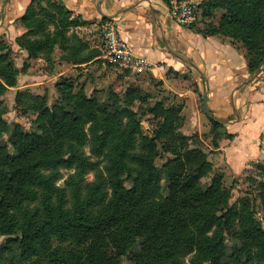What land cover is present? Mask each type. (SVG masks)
Listing matches in <instances>:
<instances>
[{
    "label": "trees",
    "instance_id": "trees-1",
    "mask_svg": "<svg viewBox=\"0 0 264 264\" xmlns=\"http://www.w3.org/2000/svg\"><path fill=\"white\" fill-rule=\"evenodd\" d=\"M198 7L224 14L205 32L185 27L232 38L255 74L264 64V0H201ZM18 22L24 32L15 43L28 58L51 62L57 48L59 62L98 60L96 47L75 32L85 22L62 1L31 0ZM11 56L0 38V264H264L255 212L258 200L264 214V165L251 180L253 199L231 203L222 174L191 145L198 135L179 134L182 103L148 106L158 120L148 136L134 110L135 101H147L141 89L110 91L100 101L65 78L51 106L45 96L16 92L15 105L36 117L30 132H10L9 151L1 97L19 74ZM210 122L207 136L216 142L224 134ZM160 152L172 158L156 166Z\"/></svg>",
    "mask_w": 264,
    "mask_h": 264
},
{
    "label": "crops",
    "instance_id": "crops-1",
    "mask_svg": "<svg viewBox=\"0 0 264 264\" xmlns=\"http://www.w3.org/2000/svg\"><path fill=\"white\" fill-rule=\"evenodd\" d=\"M30 1L0 0V37L10 44L24 32L18 19ZM63 2L73 17L85 22L75 32L81 37L79 31H85L84 40L90 47H94L89 41L94 38H89L92 29L101 30L102 22L113 18L134 54L164 66L156 75L163 89L182 101L186 136L209 132L213 119L202 109L206 92L207 108L224 134L210 145L204 142L213 168L224 175L241 176L253 165L264 163L259 153V137L264 132V64L250 75L239 47L218 36L202 37L176 23L163 0Z\"/></svg>",
    "mask_w": 264,
    "mask_h": 264
},
{
    "label": "rangeland",
    "instance_id": "rangeland-1",
    "mask_svg": "<svg viewBox=\"0 0 264 264\" xmlns=\"http://www.w3.org/2000/svg\"><path fill=\"white\" fill-rule=\"evenodd\" d=\"M54 1L63 2V0ZM191 1H193L195 4L194 21L191 23L194 25V28L198 31L205 32L209 27H217L220 18L224 14V11L215 10L208 14H204L203 11H201L198 7L201 0ZM79 33L81 37L85 39L86 32L82 30L79 31ZM89 36V38L94 37L89 39V41H93L91 45L96 47L95 49L99 51V56L97 57L98 60L93 64L87 63L79 66L59 62L58 57L60 55V51L57 48H55L52 54L51 62H45L42 59L28 58V51H22L21 49H19L15 41L14 43L10 44L8 43V41H6L5 38L0 37L11 47L12 61L14 63V66L19 71L16 85L14 87L9 88L6 93L1 97L3 106L5 108V113L2 116V120L9 127V132L4 135V140L7 143V148L9 151L12 150L9 141L10 132L16 128H19L21 133L23 134L30 132L33 129V123L36 117L34 113L24 110L23 108L17 107L15 105V96L17 91L28 92L33 95L45 96L48 105L51 106L58 98L56 83H59V81L64 78L67 80L69 79V82L74 85L75 91L82 88L87 96H94L100 101H103L110 91H114L115 93H118L122 96L125 91L129 88L141 89L143 93L147 95V101L144 103L135 101L134 110H138V115L141 121L142 133L148 136L155 134L157 130L158 120L154 118L150 113H148L147 107L153 105L155 102L158 101L164 103L165 105H176L182 102L181 100H177L175 97H173L171 93H168L166 90L163 89V83L159 81L160 79L157 77L158 75L145 71L136 72L129 69L125 70L103 60L102 33L100 28H93ZM214 36H218L221 39H227L231 41V43L233 42L232 38L229 37L221 35ZM233 45L239 47V45L237 44L233 43ZM23 65H25L26 67L25 70L22 69ZM184 114H186V111L181 114L185 122V118L183 116ZM182 128L183 126L179 129V134L181 136H186L183 134ZM192 134L187 136H191ZM196 134L198 135V139H196V144L194 143L191 145L193 147L201 149L206 154L204 148H206V144L210 145V142L212 144V141L210 140V137L207 136V134ZM204 142L206 144H204ZM171 158L172 153L160 152L158 158H156L155 160V165L161 166L163 163H165L168 159ZM207 161H209L208 158ZM258 165H264V163L262 162L253 165L251 168L245 170L241 176H233L230 174L224 175L221 171L216 168H213L212 166V169L215 173L222 174L224 187L232 189L230 190L231 203L240 198H248L251 200L253 199L252 187L254 183L251 180L256 179L258 181L260 179L259 169L257 167ZM68 174L69 172H66L64 174V179L67 177ZM210 177L211 176L209 175L208 177L203 178L202 182L208 183L210 181ZM92 178V173L87 175L88 181H90ZM64 179H62L59 184H62ZM255 212L256 219L260 222L261 226L264 227V214L259 206L258 200L256 201ZM3 240L4 238L1 237L0 243L3 242ZM187 259L188 258H185V261Z\"/></svg>",
    "mask_w": 264,
    "mask_h": 264
},
{
    "label": "built area",
    "instance_id": "built-area-1",
    "mask_svg": "<svg viewBox=\"0 0 264 264\" xmlns=\"http://www.w3.org/2000/svg\"><path fill=\"white\" fill-rule=\"evenodd\" d=\"M169 14L180 25H188L194 21L195 4L193 1L168 0ZM102 58L106 62L136 72L157 74L164 71V66L152 63L142 56L133 53L130 45L118 32L115 19L102 22ZM259 153L264 158V132L259 137Z\"/></svg>",
    "mask_w": 264,
    "mask_h": 264
},
{
    "label": "water",
    "instance_id": "water-1",
    "mask_svg": "<svg viewBox=\"0 0 264 264\" xmlns=\"http://www.w3.org/2000/svg\"><path fill=\"white\" fill-rule=\"evenodd\" d=\"M207 94L206 92L204 91L203 94H202V109L205 113V115H207L209 118L217 121L215 118L212 117L211 113L209 112L208 108H207Z\"/></svg>",
    "mask_w": 264,
    "mask_h": 264
}]
</instances>
